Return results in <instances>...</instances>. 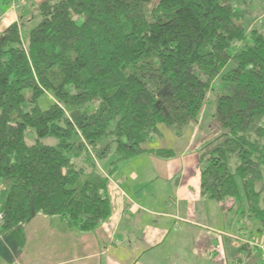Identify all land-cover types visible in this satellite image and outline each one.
<instances>
[{"label": "trees", "instance_id": "1", "mask_svg": "<svg viewBox=\"0 0 264 264\" xmlns=\"http://www.w3.org/2000/svg\"><path fill=\"white\" fill-rule=\"evenodd\" d=\"M150 2L44 0L24 34L16 23L0 33V232L20 245L38 214L80 232L104 222L108 175L144 152L159 125L181 135L217 76L212 137L198 149L200 192L239 211L241 187L242 214L263 227L264 19L247 32L249 9L234 0ZM112 152L104 173L98 163ZM240 250L248 262L253 246Z\"/></svg>", "mask_w": 264, "mask_h": 264}, {"label": "crops", "instance_id": "2", "mask_svg": "<svg viewBox=\"0 0 264 264\" xmlns=\"http://www.w3.org/2000/svg\"><path fill=\"white\" fill-rule=\"evenodd\" d=\"M14 1L21 2L20 11L10 6ZM42 1L0 0V33L13 23L27 24L24 30L36 24ZM209 122L201 115L181 135L159 125L161 138L145 142L144 152L106 174L111 213L94 230L80 232L64 217L38 214L24 225L22 245L0 232V264H261L254 246L249 261H240V246L259 240L262 232L248 236L235 209L225 210L200 192L198 149L211 137ZM166 136L173 142L169 147L161 144ZM114 159L115 154L101 164V171L107 173Z\"/></svg>", "mask_w": 264, "mask_h": 264}, {"label": "rangeland", "instance_id": "3", "mask_svg": "<svg viewBox=\"0 0 264 264\" xmlns=\"http://www.w3.org/2000/svg\"><path fill=\"white\" fill-rule=\"evenodd\" d=\"M155 1L156 0H151V2L147 5V7L150 8L155 3ZM243 1L245 2L244 4L242 3ZM243 1L242 0H234L233 4H234V6H237V7H242V8L247 7L249 9V11L245 14V16L243 18V25H244L246 31L248 32L252 26L258 24V22L261 19H264V0H243ZM14 2H12V3H14ZM15 4H18V7H16V8L14 7L12 9H14L15 11H20L22 8L21 2L16 1ZM35 16L38 17V10H36ZM31 24H34V22ZM26 26H27V24H26ZM26 26L25 27L20 26L21 33L24 34V31H27V30H24V28H26ZM29 27L30 26H28V28ZM23 34H21V35H23ZM210 87H211V89L208 92L207 101H206L203 109L201 110V112L198 116V118H199L201 115H203L205 124H206V122H208L210 120L209 130H210V125L213 122L214 113H215V104L213 101V93L218 92L220 90L219 76H217L216 78H214L212 80ZM49 100H50L49 96H46V95L41 96L38 100L39 107L42 109L48 108V106L50 105ZM196 121H194V122H196ZM190 123H192V122H190ZM161 125L163 126V124H161ZM164 126H166V125H164ZM162 132H163V130H162ZM162 132H160L161 135L155 137V139L161 138L163 136ZM210 136L212 137V135H210ZM44 142L45 143H53L55 141L52 138H47V139H44ZM172 143H173L172 140H170V138L168 136H166L163 140H161V144H166L167 147L171 146ZM182 143L183 142H176L177 145L176 144H174V145L178 146V145H182ZM113 154L114 153L110 154L103 164H106L107 162H109L113 158ZM101 166L102 165L100 163H98V167L101 168ZM108 182H109V180H108ZM261 187H264V177H262L261 180H258L256 182V188H261ZM239 190H240L239 198H240V201L242 203L241 204L242 207L239 208L240 209L239 211L234 212V214L236 215V219H239V221H240V225H241L240 227H242L244 229L243 230L244 232H249L248 236H251V234H255L254 232H257V229H259V228H263V230L262 231L259 230V232L257 234L263 232L264 231V225H263V227H261V222L259 220L255 219V218L248 217L247 215H245V213L242 214V210H244V207L246 206V202H245V198H244L243 192L241 190V187H239ZM229 203H230V201H228V200L227 201L225 200V202H224V204L227 205V207L229 206ZM220 205L222 208V204H220ZM242 215H244V218L242 217ZM231 216H232L231 214H228V219H230ZM242 218L244 220H242ZM0 223H1V215H0ZM257 225H258V227H257ZM252 228H254V229H252Z\"/></svg>", "mask_w": 264, "mask_h": 264}, {"label": "built area", "instance_id": "4", "mask_svg": "<svg viewBox=\"0 0 264 264\" xmlns=\"http://www.w3.org/2000/svg\"><path fill=\"white\" fill-rule=\"evenodd\" d=\"M16 2L12 3L10 6L12 8H16L18 7V4H15ZM250 244L254 247H256L259 252H260V256H261V264H264V231L263 233L261 234L259 240H256V241H251Z\"/></svg>", "mask_w": 264, "mask_h": 264}]
</instances>
